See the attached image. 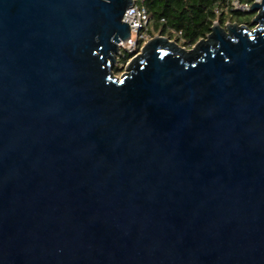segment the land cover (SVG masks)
<instances>
[{"label": "water", "instance_id": "95a60500", "mask_svg": "<svg viewBox=\"0 0 264 264\" xmlns=\"http://www.w3.org/2000/svg\"><path fill=\"white\" fill-rule=\"evenodd\" d=\"M134 3L0 0V264H264V0L118 76Z\"/></svg>", "mask_w": 264, "mask_h": 264}, {"label": "trees", "instance_id": "16d2710c", "mask_svg": "<svg viewBox=\"0 0 264 264\" xmlns=\"http://www.w3.org/2000/svg\"><path fill=\"white\" fill-rule=\"evenodd\" d=\"M143 3L155 29H161V34L181 32L179 37L184 46H192L206 37L213 24L222 23L225 15V11L216 13L222 0H143Z\"/></svg>", "mask_w": 264, "mask_h": 264}, {"label": "built area", "instance_id": "2783aa9c", "mask_svg": "<svg viewBox=\"0 0 264 264\" xmlns=\"http://www.w3.org/2000/svg\"><path fill=\"white\" fill-rule=\"evenodd\" d=\"M262 0H253L252 3L245 0H222V5L216 9L217 14H221L223 11L231 10L233 12L246 13L250 11V7L254 2H261ZM124 21L129 23L131 28V37L127 40H121L119 42L120 54L123 56H129L124 67H126L130 61L141 54L144 47H141L142 42L147 43L153 38L150 32V17L147 8L135 0V3L129 7L124 15ZM176 32V31H173ZM181 32L178 33L180 35ZM172 40L171 38H169ZM187 48V46H183ZM116 73V72H115ZM119 76V75H118Z\"/></svg>", "mask_w": 264, "mask_h": 264}, {"label": "rangeland", "instance_id": "374dc122", "mask_svg": "<svg viewBox=\"0 0 264 264\" xmlns=\"http://www.w3.org/2000/svg\"><path fill=\"white\" fill-rule=\"evenodd\" d=\"M138 2L144 5L143 0H138ZM224 14L225 15L223 18V22L221 23L223 26H226L228 23H237L239 25H247L251 29H253L255 27L253 20L257 16L258 13L257 12L240 13V12H233L231 10H226ZM149 17H150V14H149ZM149 29L153 37L159 36V35L166 36L168 38H171L173 41L178 42V44L181 45L182 47L184 46L177 32H172V34H168V33L161 34V29H155V25L153 21L151 20V18H150ZM145 42L144 41L142 42L141 47L145 46L146 44ZM192 46H187V48L190 49ZM129 58H130L129 56L128 57L123 56V54L118 55V63L115 65V68H114L117 75H121L125 71L124 65L127 62L126 59H129Z\"/></svg>", "mask_w": 264, "mask_h": 264}, {"label": "flooded vegetation", "instance_id": "af4514ba", "mask_svg": "<svg viewBox=\"0 0 264 264\" xmlns=\"http://www.w3.org/2000/svg\"><path fill=\"white\" fill-rule=\"evenodd\" d=\"M188 49V48H187Z\"/></svg>", "mask_w": 264, "mask_h": 264}]
</instances>
